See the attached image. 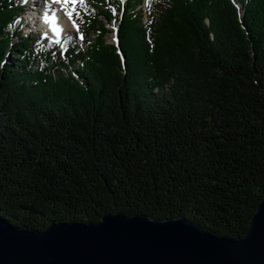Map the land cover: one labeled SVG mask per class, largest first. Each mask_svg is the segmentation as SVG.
<instances>
[{"label": "trees", "instance_id": "16d2710c", "mask_svg": "<svg viewBox=\"0 0 264 264\" xmlns=\"http://www.w3.org/2000/svg\"><path fill=\"white\" fill-rule=\"evenodd\" d=\"M22 10L0 0V217L242 238L264 198V0H80L60 42L14 35Z\"/></svg>", "mask_w": 264, "mask_h": 264}, {"label": "water", "instance_id": "95a60500", "mask_svg": "<svg viewBox=\"0 0 264 264\" xmlns=\"http://www.w3.org/2000/svg\"><path fill=\"white\" fill-rule=\"evenodd\" d=\"M0 264H264V198L240 239L184 218L105 214L37 231L0 217Z\"/></svg>", "mask_w": 264, "mask_h": 264}, {"label": "rangeland", "instance_id": "374dc122", "mask_svg": "<svg viewBox=\"0 0 264 264\" xmlns=\"http://www.w3.org/2000/svg\"><path fill=\"white\" fill-rule=\"evenodd\" d=\"M12 1L17 7L18 6L23 7V10L21 11L20 16L17 18L15 25L12 27V32L14 33V35L17 34L16 31H19L21 33V35L27 36L29 39H31L32 37H36L40 34H46L45 30H43L42 26L40 25V24H42L43 16H41L40 11H39L40 13L38 14V11L36 9H32L33 7H35L33 2L28 3L26 0H12ZM76 1H78V0H76ZM70 5H71L70 10H72L73 13L75 14V10H74L75 4L70 2ZM142 8L144 10V13L147 14L145 4L142 5ZM114 13H115V16L111 19L102 17V21L105 23L107 29L109 30V32L107 33V43L109 42V43H113V44L118 42L117 41L118 38L116 37V35H117V30L119 28V23H120V21H118V16H119L118 12H114ZM30 14L32 15L31 17L35 16V20L37 21V24L39 25V26L37 25L38 27L34 26V24H33V26L31 24H29L30 23V20H29ZM144 17H145L144 22H146V16H144ZM79 27H80V23H79ZM79 27H77L76 29H71V30L66 31L64 33L63 37L68 35L71 31H80ZM95 36H96L95 34H92L91 39L93 40L95 38ZM18 38H19L18 35L16 37H14L13 44H15L16 41H18ZM57 40L60 41L59 39H57ZM86 46L87 45H85V47ZM13 52H14V50H11V53H10L11 58H14ZM79 64L80 63L78 60L75 61V67L76 68H78ZM31 67L34 68V70H37L39 67V61L36 60L34 63L31 64ZM168 89H169V84L165 85V87L163 88V90H165V91H167ZM153 91L157 92L159 90H158V88H155Z\"/></svg>", "mask_w": 264, "mask_h": 264}, {"label": "bare ground", "instance_id": "6f19581e", "mask_svg": "<svg viewBox=\"0 0 264 264\" xmlns=\"http://www.w3.org/2000/svg\"><path fill=\"white\" fill-rule=\"evenodd\" d=\"M28 3L33 2L38 14L41 12L43 16V25L42 29L45 30L47 36L53 37V39H61L64 33L71 29H76L79 27V22L74 18V13L70 10V2H56V0H26ZM31 8V7H30ZM40 11V12H39ZM68 13H72L71 18L68 16ZM30 14V23L32 26L38 27L35 16L31 17ZM30 25V26H31ZM38 25V26H37ZM46 27H43V26Z\"/></svg>", "mask_w": 264, "mask_h": 264}, {"label": "snow or ice", "instance_id": "6c2138e0", "mask_svg": "<svg viewBox=\"0 0 264 264\" xmlns=\"http://www.w3.org/2000/svg\"><path fill=\"white\" fill-rule=\"evenodd\" d=\"M56 2H63V3H69V2H71V3H75L76 0H56ZM71 15H72V13H68V16L70 18H71ZM81 39H83V37H81Z\"/></svg>", "mask_w": 264, "mask_h": 264}]
</instances>
